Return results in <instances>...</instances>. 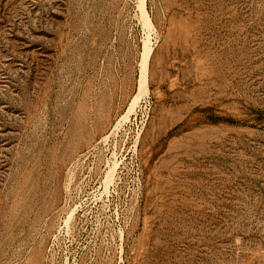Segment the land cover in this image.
<instances>
[{
	"label": "rangeland",
	"instance_id": "obj_1",
	"mask_svg": "<svg viewBox=\"0 0 264 264\" xmlns=\"http://www.w3.org/2000/svg\"><path fill=\"white\" fill-rule=\"evenodd\" d=\"M0 264H264V0H0Z\"/></svg>",
	"mask_w": 264,
	"mask_h": 264
},
{
	"label": "bare ground",
	"instance_id": "obj_2",
	"mask_svg": "<svg viewBox=\"0 0 264 264\" xmlns=\"http://www.w3.org/2000/svg\"><path fill=\"white\" fill-rule=\"evenodd\" d=\"M146 57H147V56H146ZM146 57H145V58H146ZM145 68H146V67H145ZM144 79H145V77L143 76V79H142V81H144Z\"/></svg>",
	"mask_w": 264,
	"mask_h": 264
}]
</instances>
